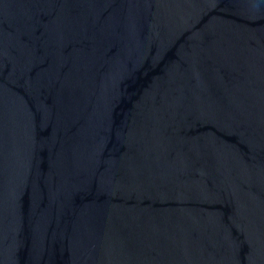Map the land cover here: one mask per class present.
Returning <instances> with one entry per match:
<instances>
[{
  "label": "water",
  "instance_id": "1",
  "mask_svg": "<svg viewBox=\"0 0 264 264\" xmlns=\"http://www.w3.org/2000/svg\"><path fill=\"white\" fill-rule=\"evenodd\" d=\"M0 264H264V0H0Z\"/></svg>",
  "mask_w": 264,
  "mask_h": 264
}]
</instances>
